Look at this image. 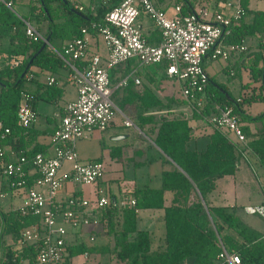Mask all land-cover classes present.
Listing matches in <instances>:
<instances>
[{"label":"trees","instance_id":"1","mask_svg":"<svg viewBox=\"0 0 264 264\" xmlns=\"http://www.w3.org/2000/svg\"><path fill=\"white\" fill-rule=\"evenodd\" d=\"M52 1L55 0H37L38 3L32 6V13L48 20V30L46 34L43 33L46 37L51 34V38L58 36L63 41L82 35V28L91 27L93 20L100 19L104 11L100 8L97 14L87 12L81 15L70 8L67 0H56L68 12V20L73 23L64 35L61 33L63 23L52 13ZM179 1L184 3L183 11L190 8L189 0ZM243 4L246 13L238 24L232 25V32L225 37V41L241 42L248 37L256 39L258 49L251 51L247 58L250 59L248 67L253 79L260 83L251 89L247 84L248 89L241 95L242 100L238 101L225 85L216 82L208 74L209 82L204 90L197 93L198 98L194 102L196 115V108L199 107L208 116L215 111V104L220 103L232 105L241 119L246 120L245 117L248 116L241 115L242 111L246 112L243 105L264 99V9L251 8L250 0H243ZM23 18L29 19L19 16L6 4H0V40L9 41L8 47L0 48V53L5 51L9 55L25 56L22 63L13 66L7 59H0V120L4 126L10 127V132L5 135L6 139H2L3 132L0 130V147H3V142L13 145L16 136L25 135L32 126L18 123V108L24 92L33 95L27 86V73L31 71V67L36 65L41 69L57 71L65 65L53 48L45 46L38 52L44 41L33 40L27 35ZM251 47L252 45H248L247 50ZM166 65L164 62V77H170L166 72ZM139 66L138 60L131 58L111 69L112 85H117L112 96L117 89L126 86L145 104L147 112L138 114L137 124L162 150L163 153L157 152L163 162L172 167L162 171L160 185L145 184L136 187V206H117L111 203L100 213V221L104 222L107 233L114 239L107 261H112L113 264H215L220 252L226 247L229 252L241 256L240 264H264V232L243 218L239 205H218L210 197L216 189L218 179L234 175L241 160L247 161L250 148L258 154L264 166V112L252 117L263 120V125L257 132H252L248 126L243 125L247 137L245 144L237 142L229 132L212 123V131L195 133L189 118L172 114L176 104L188 102L185 98L167 97L164 100L150 86H146L142 92L137 91L131 78L126 85H118L135 68L138 75ZM25 68L26 73L22 76ZM113 69H120L118 77L112 73ZM19 143L18 148H23L20 149L21 152L31 155L42 151L36 147L29 153L24 147V141ZM13 146L16 147L15 144ZM108 192L114 196L110 190ZM76 195L81 193L78 191ZM136 208L164 211V238L157 247H154L153 230L140 227V216ZM34 224L42 226L40 214H25L20 207L10 210L0 207V264H32L35 261L38 241L24 239V231ZM91 249L85 241L76 244L68 242L64 261ZM96 264L102 263L99 261Z\"/></svg>","mask_w":264,"mask_h":264},{"label":"built area","instance_id":"2","mask_svg":"<svg viewBox=\"0 0 264 264\" xmlns=\"http://www.w3.org/2000/svg\"><path fill=\"white\" fill-rule=\"evenodd\" d=\"M67 1L83 13L97 14L100 8L104 11L100 19L93 20L91 27L82 28V35L67 40L60 48L53 45L56 53L71 68L78 88V97L67 104L52 134L54 153L49 155L37 151L29 155L20 151L12 158L4 147H0V174L9 176L12 186L26 189L21 211L42 216V226L34 224L24 231L26 241H38V253L32 264H59L64 260L69 233L66 223L80 228L98 222L100 213L111 203L130 207L137 204L131 191L123 190L120 195L111 196L104 186L95 188V197L76 195L75 190L60 197L69 181L77 186V191L85 185H97L106 175L108 165L104 159L84 161L76 146L78 139L95 128L106 129L118 111L112 98L115 89L111 82L113 67L131 58H136L140 64L166 62L167 74L178 80L183 97L194 109L197 93L204 90L209 82L205 59H229L233 54L248 49L243 40L225 41L232 32V25L238 24L246 13L243 0H191L187 11H183L184 3L180 2L172 15L158 7L154 0ZM2 3L13 8L14 0H0ZM226 8H232L229 14ZM142 15H148L160 28L162 39L159 43L149 41L139 20ZM23 20L30 38L47 41L30 19ZM91 31L104 35L109 48L106 65L99 51L90 52L88 34ZM3 58L13 66L22 63L25 56L1 52L0 59ZM136 71L137 68L123 77L118 85H126L132 78L141 89L142 79ZM230 72L235 73L234 70ZM55 81L54 76L48 79L49 83ZM32 98L30 92H24L22 96L18 108V123L22 126H29L37 119L38 112L31 104ZM237 100L241 101L242 97ZM208 120L215 127L234 134L237 142H247L241 116L232 105L216 103ZM125 124L134 123L126 117ZM0 129L3 130L2 137L10 132V127L4 126L1 120ZM66 162L70 163L69 168H64ZM31 174L34 175L32 180ZM245 210L264 218V201L248 204ZM225 262L240 264L241 256L224 247L215 264Z\"/></svg>","mask_w":264,"mask_h":264},{"label":"crops","instance_id":"3","mask_svg":"<svg viewBox=\"0 0 264 264\" xmlns=\"http://www.w3.org/2000/svg\"><path fill=\"white\" fill-rule=\"evenodd\" d=\"M154 1L157 4V6L165 10L167 14L171 13L170 15L174 14L175 6L178 3L182 2L176 0V3L174 5L170 0H154ZM250 6L251 8L254 9H264V0H250ZM183 10H185L184 6H183ZM145 34L151 43H159L162 39L161 30L156 25L152 27L149 26L148 24L146 27ZM88 38H89V42H91V44L94 46L91 47L90 45V52L92 53L94 51H99L98 39L95 37L94 34H92V31L88 34ZM253 40L257 45L256 39ZM66 41L59 39V45L58 46L55 45V46L60 48ZM243 41L247 46L249 45L246 39H244ZM8 45H9L8 40L6 39L0 40L1 49H5L6 47H8ZM249 63H250V59L248 58H243L241 61L242 66L246 68V70H248L249 73V79L246 80L243 78L242 94L244 93L245 90L248 89L247 86H249V88L251 89L253 86H256V84L260 83L259 80L255 81L253 79L250 69L248 67ZM163 68L165 75V67ZM138 70H139L138 76H140L142 79V88L138 89L134 83V80L131 78V80L133 81V87L137 91L142 92L146 86H150L153 88V92L155 94H158L164 100H166L167 97H175L177 99H180L174 93L173 88H171L172 87L171 85L158 82V79L156 84L155 76L152 73H150L149 71L142 72L140 68ZM231 70L234 69L232 68ZM112 73L114 74L115 77H118L121 71L120 69H113ZM235 74L236 71L232 75ZM50 76H54L56 78V81L53 83H49L48 79ZM160 85L161 87H166L167 89L165 90L159 88L158 86ZM27 86L34 95L31 104L37 110L38 116L37 119L32 123L30 131H28V133H26L21 137L19 135L16 136V138L13 141V145L15 144L16 147H14L12 143L3 142L2 146L5 148L9 156L12 158H15L20 152V149H23V148H18V146H20L19 143L20 141H24L25 143L24 147L29 153H31L34 148L39 147L46 154L49 155L53 154L54 147L52 144V134L57 128L60 122L61 115L64 114L67 104L70 101L74 100L77 96V89H76V84L72 77V70L68 65H66V63L65 65L59 67L57 71L41 69L40 67L33 65L31 67V71L27 73ZM114 88H116L115 85ZM114 95H115L114 97L115 103L117 101L119 102L118 104L119 106L117 105V108L121 112L119 113L117 111L115 116L119 117L120 115V117L122 118V122L124 124L126 117L131 118L134 123L133 125H135V127H137L138 129V136L140 138L139 137L137 138L140 140L139 141L137 140V142L134 141L125 142L123 140L129 137V133L119 131L120 134H127V136L123 138H117L116 136L115 137L113 136V138L117 141H114L113 144L111 145L103 144L102 146L104 151L102 150V153L100 155H97L94 158H92V160L94 159L106 160L108 167L105 177L101 179L97 185L95 184L90 186L85 185L80 190L77 191H76L77 186H75L73 182L69 181L66 185V188L63 190L64 196H66L68 192H72L73 190H75L74 192L79 191L81 194L83 193L85 195L87 194L92 197H95V188L97 186H104L107 189V191L110 190L112 193H114V196L116 194L120 195L123 190L131 191L132 194H134L137 186L149 184L148 182L153 180V176L149 171V164H152L156 160L157 162L163 164L164 167L162 166L161 173L159 175L160 177L164 169H169L172 167L171 164L163 163V160L159 157V154L157 152L158 150L159 152L163 153L162 150L154 144V142L149 137V135L146 134L145 131H143L137 124L136 119L138 118V114L140 112L143 113L147 112V109L145 108V104L142 103L139 97H136V95L132 94L131 91H129V89H127L126 86L117 89ZM201 99L203 100V98ZM176 102H178V100H176ZM245 104L248 105V107L246 108L243 105L246 111L245 116L248 117L244 116L246 120H242V123L244 126L245 125L248 126L252 132H257L258 129L263 125V120L253 119L252 117L257 116L264 112V99H258L251 103H245ZM177 105L180 104H176L173 107L175 111H172V114L173 115L181 114L182 116L189 118L195 133L210 132L213 130V125L208 120V116L203 114L199 107L198 109L196 108V111L198 112V115H196L194 110L195 108L193 109L190 108V106H188L182 109L180 106ZM179 110H184V111H182V113H179L178 112ZM130 114H132L134 118L130 116ZM115 119L116 120H113L111 122V125L118 124L117 118ZM108 127L104 130L95 128L90 132L93 133V135L96 138L103 140V133L108 129ZM85 136H83L81 139L85 138ZM2 139H6V137ZM79 156L81 159H83V156H81L80 153ZM247 157H248L247 161L243 159L241 160V162L239 163V168L234 175H228L218 179L216 189L214 192L211 193L210 197L214 201V203L218 205H239L240 213L243 216V218L253 227L264 232V218L257 214H251L245 210V206L248 204H256L263 202L264 196L260 198L257 202L249 203L247 201L240 202L239 199L234 194L232 196L229 195L233 192L229 191L228 186H232L231 184L235 185V183L247 182L249 181L250 177L258 179V181L260 182L261 192L264 193V166L261 163V160L258 154L254 151V149L250 148V150H248ZM126 168H128L130 172L133 173L132 175H130V177H127V175H125L124 170ZM115 170L121 171V173H119V175L116 176L114 174ZM5 177L6 175L0 174V183L2 189L8 185V181L6 179L7 177L6 178ZM30 178L31 180L34 179V175L31 174ZM228 178H230L229 181H227ZM158 182H159L158 185H160L161 179H158ZM2 189H0L1 195L5 194V192H3ZM25 192H26L25 188L14 187V186L11 187L12 199L16 195H19V200L21 199V202L18 203L17 205H15L14 203L17 200L15 201L12 200L13 201L12 208H18L22 205ZM1 208L4 210L12 209V208L6 209L3 206ZM156 210L158 211V219H160L161 225L162 223L164 224V220H163L164 211L162 209H139L138 210L140 216L139 224L141 228H148L152 230L150 227H144L142 225L143 222L141 221V218H143L144 214ZM246 215H249L248 218ZM68 231H69L67 235L68 242L76 244L79 241H85L88 246L92 247V249L85 251V253L83 254L74 256L68 261L65 260L64 261L65 263L96 264L97 262L101 261L102 264L105 263L113 264L112 261L111 262L107 261L108 260L107 257H109V254L106 255L105 252L109 253L110 252L109 249L113 248L112 240L114 239L112 236H109V234L107 233V229L105 228V224L104 222L100 221V218L98 222H93L91 224L83 225L80 228H75L72 226L68 229ZM164 232H165V226H164ZM164 232H162L163 234L159 242H162L164 238ZM92 236L94 237L93 239ZM104 254L106 255V257L104 256Z\"/></svg>","mask_w":264,"mask_h":264},{"label":"rangeland","instance_id":"4","mask_svg":"<svg viewBox=\"0 0 264 264\" xmlns=\"http://www.w3.org/2000/svg\"><path fill=\"white\" fill-rule=\"evenodd\" d=\"M170 1L175 5L176 0H170ZM189 1H191V0H189ZM36 3H38L37 0H14L13 10L19 16L28 17L32 21V23L34 25H36L41 30L42 33L46 34V32L48 30V26H49L48 20L44 19L43 17H41L39 15H36L35 13H32V6H34ZM50 7L52 9V13L55 16V18L59 19L60 20L59 22L63 23L61 33L66 35V30H69L73 24L71 22V20H68V16H69L68 12L56 0L52 1L50 3ZM231 10H232V8L231 9L226 8V11L228 14L231 12ZM139 20L143 23L144 32H146V27L148 24H149V26H152V27L155 26L154 21L148 15H142V17H140ZM53 26L55 27V24H53ZM92 34H94L95 37L98 39L99 52L103 56L104 65H106L107 58L109 55V48L107 46L104 35L98 31H92ZM59 39H60V37H58V36L52 37L50 39V42L47 44V46L51 49L53 48V45L58 46L59 45ZM246 41L249 45H252L250 50H246V51L239 53V54L235 53L229 59H222V58L212 59V58L208 57V58H206V60L204 62V66L206 67V71H208L209 74L212 77H214L216 82L225 85L227 87V89L230 91L231 95L235 98H238L242 95L243 78L246 80L249 79L248 70H246V68H244L242 66L241 61L243 58H247L251 51L258 49V47L255 44V41L252 38L248 37L246 39ZM90 45H91V47H94L91 44V42H90ZM163 64H164V62L152 63V64H140L139 68L142 72H148L149 71L150 73H152L155 76V83L156 84H157V79H158V82L171 85L172 86L171 88H173L174 93L180 99H182L183 95L181 93L180 83L178 82L177 79H175L173 77H164V68H163L164 66H163ZM232 68L236 71L235 75H232L230 73V70ZM158 87L161 89H165V90L167 89L166 87H161V85ZM76 89H77V96H76V98H77L78 97L77 86H76ZM114 97H115V95L112 96V98H114ZM115 104L117 106L119 104V102L117 101ZM177 106H180L183 109V108H186L190 105H189V102H187V103L180 104ZM244 107L246 108V107H248V105L244 104ZM118 112L121 113L119 109H118ZM179 113H182V112L179 111ZM130 116H132V114H130ZM132 117L134 118V116H132ZM115 118H117L118 124L111 125V123H110L108 129L106 131H104V133H103V140L96 138L93 135V133H91V132L88 133L85 136V138H83V139L80 138L77 140V146L76 147H77V150L80 153V155L83 156L82 160H84V161H87L90 159L92 160V158H94L95 156L100 155L102 153V150H103L102 145L103 144H105V145L113 144L114 141H117L113 138V136L115 137L117 135H120V132L129 133V137H127L126 139L123 140L125 142H127V141L128 142L129 141L137 142V140L138 141L140 140L137 138V137H139L138 136V129H137V127H135V125H125L122 122V118L120 117V115H119V117L115 116L113 120H116ZM135 119H136V116H135ZM115 133H117V134H115ZM229 135L235 139L234 134H232L230 132ZM105 162H106V160H105ZM106 164H107V162H106ZM164 164H167V163H164ZM162 166H163V164L157 162V160L154 161L152 164H149V171L153 176V180L148 182L149 184L158 185V183H159L158 179H161V177L159 175L161 173ZM69 167H70V163L66 162L64 164V168H69ZM124 172H125V175H127V177H130V175L133 174L130 172V170L128 168H126L124 170ZM119 173H121V171H116V170L114 171V174L116 176L119 175ZM6 177L5 178L8 181V185L2 189V186L0 183V189H2L3 192H5V194H3V195H1V193H0V207L3 206L6 209H10L13 207V201L12 200H14V201L17 200L16 202H14L15 205H17L18 203L21 202V199L19 200V195H16L12 199V195H11V187L12 186L10 185V178L7 175H6ZM229 179L230 178H228L227 181H229ZM231 185L232 186H228V189H229V191H232L233 193H231L229 195L232 196L234 194L239 199L240 202L241 201H245V202L247 201L249 203H254V202H257L260 198H262L264 196V193L261 192V189H260L261 188L260 182L256 178L250 177L249 181H247V182L235 183V185L234 184H231ZM63 196H64V192L62 191L60 194V197H63ZM246 216L248 218L249 215H246ZM141 221L143 222L142 225L144 227H150L153 230L154 247H157V244L159 243L160 238L163 234L162 232H164V224L162 223V225H161L160 219H158V211L157 210L156 211H150L149 213L144 214L143 218H141ZM65 225L68 229L70 227H72L68 223H66ZM162 226H163V228H162ZM112 246H114V240H112ZM105 254L108 255V252L107 253L105 252ZM105 254H104V256L106 257ZM108 258L109 257H107V259ZM59 264H69V263H65L64 260H62Z\"/></svg>","mask_w":264,"mask_h":264},{"label":"water","instance_id":"5","mask_svg":"<svg viewBox=\"0 0 264 264\" xmlns=\"http://www.w3.org/2000/svg\"><path fill=\"white\" fill-rule=\"evenodd\" d=\"M68 2V1H67ZM69 6H70V8L72 9V10H74L75 12H77V13H79V14H81V15H83L84 13L83 12H81V11H79V10H76L75 8H73L70 4H69ZM45 9L47 10V7L45 6ZM46 39H47V41H44V44H43V46L39 49V51L38 52H40L45 46H47V44L50 42V39H51V34H49L47 37H46ZM37 52V53H38ZM36 53V54H37ZM36 54L30 59V63L31 62H33V59H34V57L36 56ZM29 65H27V67H28ZM26 70H27V68H25V70H24V72L22 73V76L26 73ZM4 84V83H3ZM222 89V91H226L224 88H221ZM233 98V97H232ZM241 115L242 116H245V112H241ZM125 136H127V134H120V135H117L116 137L117 138H123V137H125Z\"/></svg>","mask_w":264,"mask_h":264}]
</instances>
